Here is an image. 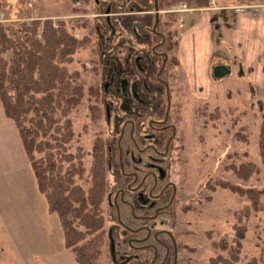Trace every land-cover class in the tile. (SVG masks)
<instances>
[{
	"label": "rangeland",
	"instance_id": "obj_1",
	"mask_svg": "<svg viewBox=\"0 0 264 264\" xmlns=\"http://www.w3.org/2000/svg\"><path fill=\"white\" fill-rule=\"evenodd\" d=\"M97 1L0 0L2 21L16 22L26 15V20L39 15L41 18L50 17L52 22L62 19L67 31L78 41L86 35L85 40L77 43L72 61L67 66L68 70H77L84 85L80 104L68 115L73 137L67 147L71 153L78 149L81 151L80 159L85 173L90 162L87 154L90 142L97 135L105 137L103 104L106 103L110 109L113 105L131 102L127 96H116L112 88L106 91L104 97L98 93L100 84L106 78L109 61L107 55L98 54L93 47L96 39L100 41L99 47H102L106 34L100 31L96 19V15L100 16V12H96ZM183 12L188 11H181L178 15ZM80 21H84L85 25L78 26ZM93 22L98 23L100 36L88 33V25ZM182 23L183 20L177 21V29ZM111 43L117 47L122 45L128 51L136 46L128 36L123 35H117ZM168 54L171 55L170 52ZM125 65L123 69L131 74V64L126 59ZM173 65L167 63L164 66L167 83L165 104L169 110L168 118L176 130L167 154V173L164 177L174 184L175 195L169 205L171 208L163 212L162 219L152 224L171 233L178 246L177 264H211L210 259L217 254L223 258L229 256L227 248L231 249L234 244L233 225L240 223L245 227V233L238 246L236 264H245L251 258L254 264H264V195L260 197L259 210L252 211L248 209V201L243 196L217 186L218 181L227 180L243 187L264 188V167L256 160L260 115L249 113L248 104L240 112L242 108L238 98L230 96L225 100L217 89L214 96L204 99L192 96L182 79L181 70ZM94 67L97 68L95 73ZM92 86H96V95L90 93ZM24 155L15 125L0 108V264H44L41 257L46 264H75L70 250L63 248L57 213L46 208L45 197L38 192L30 164ZM245 160L258 164L260 171L256 176L250 175L244 183L232 177L225 164ZM207 185L213 187L208 188ZM140 197L142 201L146 200L143 195ZM111 225L112 221L106 219L103 227L109 232ZM107 237H102L98 264L112 262ZM219 240L223 244L222 249L212 243ZM58 257L61 258L56 260ZM119 257L115 256L117 259Z\"/></svg>",
	"mask_w": 264,
	"mask_h": 264
},
{
	"label": "trees",
	"instance_id": "obj_2",
	"mask_svg": "<svg viewBox=\"0 0 264 264\" xmlns=\"http://www.w3.org/2000/svg\"><path fill=\"white\" fill-rule=\"evenodd\" d=\"M107 2H110L109 5H106ZM156 2L159 11L154 29L160 28L165 35V41L160 42L159 46L167 54V63L176 64L177 45L173 37L178 34L177 22L176 14L168 10L169 5L183 2L187 7L202 8L210 0ZM152 5L153 0H98L95 7L100 16L96 15V19L100 31L106 34L103 46L99 47L100 41L96 39L93 47L98 54L112 59L113 55L109 53L112 50L111 41L117 35L128 36L133 44L143 43L139 48L135 46L129 58L130 67L136 72L132 77L136 81L135 91L141 95L140 99L146 98L143 91L150 80L156 85L157 95L150 99L154 101L155 107L163 111L166 108V88L158 79L162 70L156 75L160 60L153 57L151 50L155 40V35L150 31L154 25ZM27 17L16 22L0 20V108L15 125L34 183L38 192L45 197L46 208L57 213L63 247L70 250L75 264H98L102 237L107 235L113 238V233L109 234L103 225L106 219L112 222L117 220L112 208H108L104 202L112 189L106 167V137L97 135L90 142V150L87 152L90 162L86 173L80 159L81 151L78 149L71 153L67 147L73 137L68 115L80 104L84 91L80 74L75 69L68 70L67 66L72 61L77 43L85 40L86 35L78 41L67 31L62 19L52 22L50 17L35 15L26 20ZM77 25L84 26L85 22L80 21ZM166 26L168 28L162 30ZM100 28L98 23L96 25L93 22L88 25V33L100 36ZM96 61L101 62L98 59ZM96 69L93 68L94 73ZM90 90V93L96 95V86ZM101 91L100 88L98 93L101 94ZM259 115L256 160L264 167V113ZM225 165L232 177L244 183L250 175L256 176L260 171L259 165L250 160ZM217 184L219 188L224 187L243 196L248 201V209L257 211L261 207L263 187H243L227 180L218 181ZM170 208L166 207L164 212ZM233 226L234 244L231 249L227 248L229 256L223 258L217 254L210 259L211 264H236L238 246L243 239L245 227L240 223ZM212 243L223 248L221 240ZM254 263L251 258L245 264Z\"/></svg>",
	"mask_w": 264,
	"mask_h": 264
},
{
	"label": "flooded vegetation",
	"instance_id": "obj_3",
	"mask_svg": "<svg viewBox=\"0 0 264 264\" xmlns=\"http://www.w3.org/2000/svg\"><path fill=\"white\" fill-rule=\"evenodd\" d=\"M155 25L156 23L150 29L155 35L151 50L153 57L160 60L156 75L162 70L158 79L166 85L164 66L167 65V54L159 46L160 42L165 41V35L160 28L154 29ZM166 28L168 27L162 30ZM175 38L176 36L173 37ZM142 44L135 43L137 48ZM111 45L109 53L113 57L107 59L109 68L106 78L100 84L101 95L104 97L106 91L112 88L116 96H127L131 102L125 101L110 109L107 107L108 114L104 109L107 104L102 103V121L108 145L106 167L108 182L112 186L110 195L104 202L108 208H112L117 219L108 230L109 234L113 233V238L107 237L109 251L113 256L110 264H177L178 246L171 233L166 228L152 224L163 218L164 209L170 205L175 195L174 184L164 177L167 173V154L171 150V141L176 131L174 123L168 118L169 110L165 108L161 111L150 99L157 96L156 85L150 80L145 82L143 93L147 97L140 99L141 95L135 91V78H132L136 72L131 67V74L129 70L123 69L126 66L125 59L131 64L129 58L134 49L128 51L122 45L118 48ZM133 59L137 60L135 57ZM148 60L151 61L150 58ZM112 73L113 77L109 81ZM140 195L146 200L142 201ZM115 253L120 256L118 259L115 258Z\"/></svg>",
	"mask_w": 264,
	"mask_h": 264
},
{
	"label": "crops",
	"instance_id": "obj_4",
	"mask_svg": "<svg viewBox=\"0 0 264 264\" xmlns=\"http://www.w3.org/2000/svg\"><path fill=\"white\" fill-rule=\"evenodd\" d=\"M181 20L173 66L188 92L204 99L217 89L225 100L238 98L240 112L248 104L249 113H264V2L210 0Z\"/></svg>",
	"mask_w": 264,
	"mask_h": 264
},
{
	"label": "built area",
	"instance_id": "obj_5",
	"mask_svg": "<svg viewBox=\"0 0 264 264\" xmlns=\"http://www.w3.org/2000/svg\"><path fill=\"white\" fill-rule=\"evenodd\" d=\"M168 10L172 11V13H175L176 16H175V20L178 21V20H181V14L178 15L181 11H188L190 10L189 8L185 7L184 3L183 2H178L177 4H174V5H169L168 7Z\"/></svg>",
	"mask_w": 264,
	"mask_h": 264
},
{
	"label": "water",
	"instance_id": "obj_6",
	"mask_svg": "<svg viewBox=\"0 0 264 264\" xmlns=\"http://www.w3.org/2000/svg\"><path fill=\"white\" fill-rule=\"evenodd\" d=\"M156 4H157V2H156V0H153V5H152V9H153V13H154V16H153V22H154V24L157 22L156 20H157V16H158V9H157V7H156ZM104 11H106L107 12V8H105V10ZM112 77H113V73L110 75V78H109V81H110V79H112ZM123 82V84H124V81H122ZM103 85H105V84H103ZM125 85V84H124ZM123 85V86H124ZM106 86V85H105ZM106 90V87H104V91ZM103 91V92H104ZM104 109L106 110V114H108V109H107V106L106 105H104ZM107 116V115H106ZM105 116V117H106Z\"/></svg>",
	"mask_w": 264,
	"mask_h": 264
}]
</instances>
